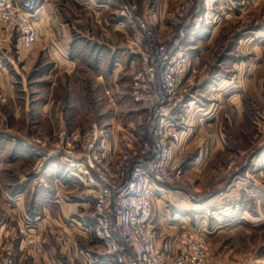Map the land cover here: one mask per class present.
I'll return each instance as SVG.
<instances>
[{
	"label": "rangeland",
	"instance_id": "rangeland-1",
	"mask_svg": "<svg viewBox=\"0 0 264 264\" xmlns=\"http://www.w3.org/2000/svg\"><path fill=\"white\" fill-rule=\"evenodd\" d=\"M183 1H164L167 23L158 30L149 20L148 12L152 9L161 12L158 4L162 0H118L117 5L111 2L106 8L94 7L91 0H48L64 26L62 30L72 35L69 47L72 58L82 70L83 66L85 70L89 66L92 78L99 72L111 73L107 66L100 69L95 63L100 51L107 47L104 43L108 41L101 35L107 34L109 43H113L110 33L118 36L122 33V26L116 28L119 20L126 19L121 15L122 6L134 9L146 27L163 40L162 35L171 28V13ZM214 11L215 16L218 14L223 20L216 38L201 47L203 56L198 65H206V70L197 80L209 71L210 75L218 73V77L227 78L240 72L236 79L241 85L253 83L255 87L256 83L258 88L263 86L258 91L264 94V0H217ZM129 23L132 30L128 31L130 36L126 34L124 42L133 40L135 34L139 38L142 35V45L147 43L143 29ZM213 24H203L196 32L202 36L206 27ZM189 35L192 31L184 39ZM119 37L116 46L123 43L121 35ZM136 47L138 50V45ZM47 50L40 49L35 54L30 51L29 61L15 55L0 58V89L6 97L5 102L0 101V264H29L33 259L32 250L39 257L37 264H95L102 256L103 245L97 227L96 234L83 227V219L95 206V194L93 191L88 194L89 204L84 206L89 210L87 215L80 205L76 208L73 192L69 193L68 187L65 189L54 180L61 171H65L66 180L70 178L67 163L60 155L49 153L41 142L54 138L61 129L68 133L89 132L96 123L106 128L119 124L120 129L142 125L143 118L134 111L141 106L130 95V82L136 68L123 64L114 78L104 77L98 87L82 79L75 89L76 118L74 114L69 116L74 126L35 133L33 126L46 120L37 114L39 109L34 106L41 104L46 95L41 91L30 93L29 85L33 78L44 73V65L49 60ZM256 51H259L258 56ZM85 70H79L82 78L86 76ZM69 92L53 96L55 101L61 100V109L69 106L66 104ZM243 98L246 109L243 119H238L235 104L226 102L217 121L210 125L197 124L186 148L175 157L184 171L181 180L173 184L179 190L176 193L186 197L189 210L195 208L201 215L197 222L193 216L187 218L179 233L196 229L205 234L212 254L208 264H264V153H261L264 150V96L247 91ZM250 103H258L256 113L248 109ZM139 112L142 113V109ZM114 114L116 120L112 119ZM250 117H258V126L252 124ZM241 127L247 131L245 136ZM221 132V140L227 145L224 150L212 145ZM237 150L243 155L232 164ZM53 183L61 185V195L57 197ZM20 192L23 199L16 206L15 194ZM46 204L55 208L47 212ZM19 242L22 261L17 257Z\"/></svg>",
	"mask_w": 264,
	"mask_h": 264
},
{
	"label": "built area",
	"instance_id": "built-area-1",
	"mask_svg": "<svg viewBox=\"0 0 264 264\" xmlns=\"http://www.w3.org/2000/svg\"><path fill=\"white\" fill-rule=\"evenodd\" d=\"M217 0H184L171 13V28L158 39L134 9L122 6L121 15L139 25L148 42L138 46L140 66L131 81L133 100L146 111V138L109 158L103 130L68 133L59 130L41 142L49 153L58 154L71 174H79L96 187L97 235L103 254L113 264H208L212 258L205 234L184 230L175 240V252L157 242L152 225L155 182L178 183L183 168L173 150L182 139L181 123L186 97L206 65L189 56L184 41L189 31L215 21ZM38 0H0V47L19 35V49L40 36L34 15ZM0 101L6 97L0 89ZM241 150L235 152L236 163Z\"/></svg>",
	"mask_w": 264,
	"mask_h": 264
},
{
	"label": "crops",
	"instance_id": "crops-1",
	"mask_svg": "<svg viewBox=\"0 0 264 264\" xmlns=\"http://www.w3.org/2000/svg\"><path fill=\"white\" fill-rule=\"evenodd\" d=\"M91 1L94 7L105 8L108 7L111 2H113V5H117L118 3V0ZM164 1L165 0H162V2L158 4V9H161V12L159 10L155 12L153 9L149 10L148 12L149 20L154 23L158 30H161L167 23L165 15L166 2ZM34 18L40 31L39 38L28 47L19 49L20 37L19 35H15L12 41L7 42L3 47H0V58L4 57V55H15L18 58L26 57L29 61L30 51L35 54L37 50L45 48L48 49L47 51L49 53V60L44 65V67L46 68L44 73L41 77L38 76L36 78H33V80L30 81L31 85H29L30 93L35 94L41 91L46 95V97L43 98L41 104H37V106H34L39 109L37 114L40 115L43 120H46V123H38V125L33 126L32 130L35 131V133H49L51 130H54L56 128L74 126V123L70 121L69 116L70 114H74L75 116L78 111L76 105L78 103V100H76L75 97V89L77 87V84L78 87L80 86V84L82 83V79L89 80L93 87H98V84L103 81L104 77L106 78L107 76L108 78L110 76V78H114L116 70L121 68L123 64L125 67L129 66L132 69L134 67L137 69L140 66V54L138 53L136 46H139L142 43V35L139 38L134 34L133 37L135 38L133 40H127L128 43L124 42V40H126V34L129 35L131 33L130 31L132 30L129 20L127 19L119 20L117 22L118 24L116 25V28H121L120 26H122L123 28L122 33H119V36L121 35L122 37L121 41L123 40L122 44H119L117 46L115 44V42L120 38L118 35L110 33L111 40L113 41V43L111 42L112 44L109 43L107 34L101 35L106 37L108 42L103 43L107 47L100 51L98 57L96 58L95 64L100 69L107 66V68L111 71L110 75H104L103 72H99L95 74L94 78H92V72L89 66H87L88 69L86 68V70L83 66V70L86 71H84L86 76L82 78V74L79 71H83L82 67H80L77 61L72 58L69 50L70 44L72 42V35H70V33L66 32L65 30H62L64 26L60 23L59 19L55 15L52 2H48V0H43L42 2H40V0H38L37 10ZM222 20L223 18H220L217 14V17L213 22L214 24L206 27V32H203L202 36L200 33L196 32L197 30H195L192 31V35H189L184 41L185 49L196 64L202 62V45L205 42L209 44L216 38L218 33L217 30L222 23ZM128 31L130 33H128ZM92 39L94 38L92 37ZM103 43L99 44L103 45ZM132 44H135L134 47ZM258 52L259 51H256V56H258ZM124 55L125 58L123 57ZM121 58H123V60H121ZM218 75V73L210 75V71L201 74V77L198 80L197 84L187 95L186 107L183 111V115L182 117H178L181 123L180 127L182 130V139L174 147V159H176L175 157L178 152L186 148L187 143L193 135L197 124L210 125L216 122L219 113L223 111L225 104H227L226 102L235 104L238 119H243L244 111L246 110L244 109V105L242 104L244 94L247 91H252V93H254L256 96L260 94L261 97L262 95L264 96L261 91H258V89L261 90L263 86L258 88L256 83L255 87L253 86V83H250L249 85L243 83L241 85L239 83V79H236L237 76L240 75V72L233 74L229 78L218 77ZM237 80L238 82H236ZM67 90L70 91L69 97L66 101V104H69V106L67 108L64 106V110L61 109V106L59 104L61 103V100L58 98L55 101L54 97L55 95L56 97L58 96L57 93L62 94ZM34 99L35 96L34 98H32V100ZM29 102L30 100H28V103ZM256 104L258 105V103ZM256 104L250 103L248 109L256 113L258 109ZM141 109L142 113L139 112ZM134 111L139 118H143L142 125H138L135 127L127 125L126 128L120 129L121 126L119 124H117V126H114L113 124V126L106 128L105 126L96 123V125H98V127L103 130V143L109 158H115L122 150L126 149L131 144H134L146 138L144 116L146 111L143 107H137L136 109H134ZM116 117V114H114L112 119L116 120ZM73 118L74 117H72L71 119ZM250 118L252 124H256L258 126V117L256 119H253V117ZM240 131L242 132L243 136L246 135V129H242L241 127ZM138 135H141V137H138ZM220 135H223V133L221 132V134H219L217 138L213 140L212 145H215V147L217 146L219 149L224 150L227 145L225 142H222ZM247 136L251 137L252 134L247 133ZM261 153H264V150ZM200 159L201 156L196 158L198 162ZM70 175V178L67 177L68 180H66L64 178L65 171H61V174L58 177H55L54 180H57V182L59 181L63 188L68 187V189L70 190L69 193L73 192L72 197H75L76 199V208L78 207V205H80V208H84V211H82L87 215L89 210H87V208L84 206H86V204H89V201H87L88 194H90L89 192L93 191L95 194L96 187L86 183L79 174ZM62 178H64L65 180ZM53 184L57 188L56 193H54L56 194L55 197H57L59 196V194L61 195V193H59L61 185H57V183ZM77 185L81 186V188H79ZM175 188L176 187L170 183L155 182L152 207V225L156 232L157 242L163 248H168L170 252H175V240L178 236L180 228L185 227L186 219L193 216L195 218L194 221L197 222L198 218L201 216L200 213L197 212V209L192 208L189 210L188 204L186 203V197L176 193L179 192V190ZM63 194L65 195V193ZM16 195L17 197L15 198V202L17 203V206L20 200L23 199V192L17 193L15 194V196ZM67 196L68 195H66V197ZM53 208L55 207H52L51 204H46L44 210L46 209L47 212H51V209ZM14 209L16 210L18 208ZM89 213L91 214L88 215L86 219H83V227L85 231L91 230L92 232L93 230V232L96 234L95 228L97 227V221L95 216V206H93ZM16 247L18 249L17 257L20 258L19 256H21L23 253L21 251L22 244H20L19 242L17 243ZM30 254H32L33 259L29 264H37L39 262V257H36L35 250L30 251ZM42 256L46 258L45 253H43ZM18 260L22 261V258ZM96 263L113 264L112 261L107 260L103 253L100 257V260Z\"/></svg>",
	"mask_w": 264,
	"mask_h": 264
}]
</instances>
